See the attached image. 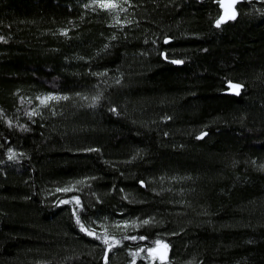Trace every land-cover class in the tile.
<instances>
[{
    "label": "trees",
    "instance_id": "obj_1",
    "mask_svg": "<svg viewBox=\"0 0 264 264\" xmlns=\"http://www.w3.org/2000/svg\"><path fill=\"white\" fill-rule=\"evenodd\" d=\"M222 14L0 0V264H264V0Z\"/></svg>",
    "mask_w": 264,
    "mask_h": 264
},
{
    "label": "water",
    "instance_id": "obj_2",
    "mask_svg": "<svg viewBox=\"0 0 264 264\" xmlns=\"http://www.w3.org/2000/svg\"><path fill=\"white\" fill-rule=\"evenodd\" d=\"M242 2V0H222V10H223V20L221 23H227L228 21L235 20L237 17V6ZM234 16V19L229 17ZM221 17V18H222ZM153 254L161 261L166 262L168 259V250L164 246H159L154 249Z\"/></svg>",
    "mask_w": 264,
    "mask_h": 264
},
{
    "label": "snow or ice",
    "instance_id": "obj_3",
    "mask_svg": "<svg viewBox=\"0 0 264 264\" xmlns=\"http://www.w3.org/2000/svg\"><path fill=\"white\" fill-rule=\"evenodd\" d=\"M102 6H105V7H115L114 4H113V5H102ZM229 18H230V19H234L235 17L232 16V17H229ZM222 20H223V17H222L220 20L217 21V26L220 25V23L222 22ZM231 87H232L233 89H236V90H237L236 94H239L238 89L241 87L240 85H231ZM65 99H67V97H65ZM68 190H69V189H64V191H68ZM77 203H79L78 200H77ZM77 223H80L79 218H77ZM145 223H147V221H145ZM81 230L86 231L88 235H93V232L88 231L87 229H85L83 225H81ZM104 242H105V243H108L107 240H105Z\"/></svg>",
    "mask_w": 264,
    "mask_h": 264
},
{
    "label": "bare ground",
    "instance_id": "obj_4",
    "mask_svg": "<svg viewBox=\"0 0 264 264\" xmlns=\"http://www.w3.org/2000/svg\"><path fill=\"white\" fill-rule=\"evenodd\" d=\"M221 3H222V0H221Z\"/></svg>",
    "mask_w": 264,
    "mask_h": 264
}]
</instances>
